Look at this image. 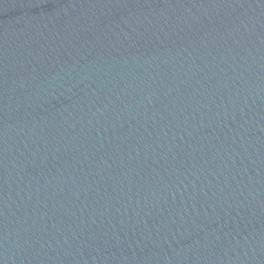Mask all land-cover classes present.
<instances>
[{
    "label": "water",
    "instance_id": "1",
    "mask_svg": "<svg viewBox=\"0 0 264 264\" xmlns=\"http://www.w3.org/2000/svg\"><path fill=\"white\" fill-rule=\"evenodd\" d=\"M0 264H264V0H0Z\"/></svg>",
    "mask_w": 264,
    "mask_h": 264
}]
</instances>
